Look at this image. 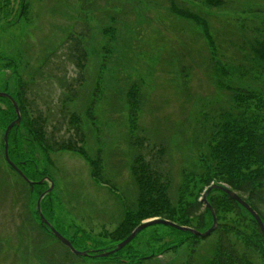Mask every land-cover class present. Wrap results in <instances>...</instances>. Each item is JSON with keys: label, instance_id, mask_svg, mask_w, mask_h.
Instances as JSON below:
<instances>
[{"label": "rangeland", "instance_id": "rangeland-1", "mask_svg": "<svg viewBox=\"0 0 264 264\" xmlns=\"http://www.w3.org/2000/svg\"><path fill=\"white\" fill-rule=\"evenodd\" d=\"M10 1L11 12L0 16V89L13 90L17 72L24 79L31 76L35 84L29 100L34 98L32 106L47 116L48 133L69 138L75 131L61 109L65 85L71 84L76 98L64 111L80 117L83 146L90 155H100L108 182H93L89 163L78 153L44 154L34 147L36 167L52 183L45 186V190L51 186L45 197L53 211L49 222L64 237L74 239L79 251H108L116 244L110 235L119 222L121 196L131 200L135 195L128 169L135 134L147 159H164L163 167L176 185L181 170L190 172L208 143L210 128L221 120L231 91L256 88V80H263L251 67L248 52L241 49L244 45L239 46L264 33V0H225L208 14L193 0L171 1L199 14V21L177 16L170 10V0H25V16L20 0ZM203 21L217 45L214 60L201 33ZM230 33L233 40L227 39ZM81 47L86 54L84 68L76 52ZM10 63L16 72L8 68ZM215 66L228 75L215 72ZM132 87L143 94L136 122L130 120L127 104ZM2 128L0 121V264H192L189 253L203 260L212 236L206 242L198 239L194 247V240L186 236L170 243L175 235L163 226L139 232L119 260L72 254L41 228L36 211L39 195L30 192L6 163ZM24 151L30 154L26 144ZM239 211L235 208L219 222H236L232 220ZM163 244L167 247L161 249ZM130 249L139 256H153L130 262Z\"/></svg>", "mask_w": 264, "mask_h": 264}, {"label": "trees", "instance_id": "trees-1", "mask_svg": "<svg viewBox=\"0 0 264 264\" xmlns=\"http://www.w3.org/2000/svg\"><path fill=\"white\" fill-rule=\"evenodd\" d=\"M23 1L25 0H20L23 12L21 15L25 16L27 4H23ZM171 1L174 0H170V10L177 16L194 21L200 20L199 14L191 12L192 10L188 11L190 10L188 8L177 7ZM193 1L196 5L198 4L197 8L203 7L206 9L207 14L208 11L221 8L226 3L225 0ZM11 7L10 0H0V16L5 15V13L9 15ZM202 24H206L201 33L209 51V58L214 60L217 53V45L214 44L207 22L203 21ZM229 38L233 40V33H230V37L227 39L229 40ZM243 45L244 47L241 48ZM239 47L248 52V59L252 63L251 67L256 69L257 73L263 77V80H256V84H258L256 88L244 87L231 91L229 105L222 109V113L219 116L221 120L210 128L208 143L206 142L202 146L190 172H186L185 168L181 170L179 182L176 185L171 181L169 172L163 167L164 159H147L142 152L143 142L135 134L136 140L133 144L130 143L132 156L128 165L135 195L131 200L121 196L119 222L110 235V239L116 244L126 238L142 221L156 217L204 232L212 225V210L216 217L217 226L208 236H212L211 239L208 237L200 238L188 231H181L167 225L152 224L150 226L167 228L172 235H175V239L170 243H174L177 239H183L186 236L194 240L192 241L194 247V242H197L198 239L205 240V242L209 239L208 242L211 241V243L208 244L209 249L206 255L201 257L202 261L198 260L196 254L189 253V256L194 259L192 264H264V238L256 221L246 209L218 189L210 190L206 197L207 203L198 199L210 185H224L237 193L255 210L264 223V33L259 34L249 42L243 41ZM76 52H78V63L84 68L82 64L86 56L84 49L82 47L78 48ZM15 66L10 63L8 68H13L16 72L17 68ZM214 70L215 72L219 71L222 75H228L223 68L219 69L215 66ZM36 72H38V69L34 71V74ZM15 78L16 82L14 80L13 90L9 91L7 86L0 89V92L7 93L13 98L20 113L19 124L14 125L8 134V156L11 162L29 180H34L35 178L41 180L48 175L44 171L37 169L36 160L32 156L34 147L40 149L44 154L60 151L74 152L80 154L89 163L90 176L93 182L101 185L108 184L104 178L100 155H90L83 146L84 139L80 128V117L74 111H64L67 109V104L73 103L76 98L75 95L77 93H72L71 84L65 85L68 90L64 94L65 97L62 101L64 109L62 108L61 112L64 113L62 115L63 118L66 113L68 116L67 124L75 133L69 138H64L58 137L56 134L50 135L47 131V123H49L47 116L40 108L32 106L35 99L30 98L29 100L28 93L32 91V86L35 83L31 76L28 79H24L22 74L20 75L17 72ZM219 84L222 85L220 81ZM226 89L230 88L227 87ZM94 91L95 94H98L97 89ZM142 96V91H138L134 87L128 92L127 104L129 105L130 120L132 122H136V111L142 108ZM87 117L93 120L91 114L87 115ZM15 118L16 114L11 102L5 97H0L2 129L5 130L7 125ZM129 133L130 139L132 138L130 130ZM24 144L30 148V154L24 151ZM162 151L163 149L159 150V152ZM21 181L30 190V185L23 179ZM45 186V181L39 185L34 184L33 192L36 190L37 194L40 195L47 188ZM214 192H217L218 195H214ZM45 197L41 200V210L45 218L50 221L48 216L52 217L53 211L49 200L45 199ZM235 208L238 211L242 209L246 214L240 211L237 214L235 213L234 217L236 218L232 221L236 222L233 223L219 222L221 220L219 217L227 215ZM205 216L208 217L207 221L204 219ZM41 228L48 232L43 225H41ZM69 240L74 246V239ZM130 242L119 251L105 258L119 260L123 251L130 248ZM116 244L106 250H111ZM166 247L167 244L160 245L161 249ZM129 251L127 261L130 262L136 259L146 260L153 256V254L139 256L133 249Z\"/></svg>", "mask_w": 264, "mask_h": 264}, {"label": "water", "instance_id": "water-1", "mask_svg": "<svg viewBox=\"0 0 264 264\" xmlns=\"http://www.w3.org/2000/svg\"><path fill=\"white\" fill-rule=\"evenodd\" d=\"M0 97H5L7 98L11 104L13 105L15 114H16V118L11 121L7 127L4 130L3 133V153H4V159L6 161V163L13 169L15 170L20 177L27 182L30 186H31V190L33 189V185L34 184H42L44 181H48L51 183L50 178L48 176L42 178L39 181H32L29 180L23 173L22 171L15 165L13 164V162H11V160L9 159L8 156V134L9 131L11 130V128L14 125H18L20 122V113L18 110V106L16 104V102L13 100V98L4 92H0ZM52 185V183H51ZM51 186L45 190L44 192H42L37 201H36V210H37V214L38 217L40 219V222L43 226H45L47 228V230L50 232V234L55 237L58 241H60L63 245H65L69 251L76 255V256H80V257H84V256H100V257H107L110 254H113L117 251H119L120 249H122L124 246H126L141 230L145 229L146 227L152 225V224H162V225H167V226H171L173 228H176L178 230L181 231H188L190 233H192L193 235H197L200 236L202 238L207 237L212 230L215 228L216 226V217L215 214L213 213V211L211 210L212 213V225L204 232H200L196 229H193L191 227H187V226H182V225H178L172 221L166 220V219H162V218H151V219H147L142 221L139 225H137L132 231L131 233L124 238L123 240H121L120 242H118L111 250L108 251H104L102 253H98V254H92V251H87V250H83V251H79L77 250L71 243V241L69 239H67L66 237H64L61 233H59L53 226L52 224L45 218L44 214L42 213L41 210V200L42 198L48 194L50 192ZM211 189H218L223 191L224 193H226L227 195H229L230 198H232L235 202H237L241 207H243L244 209H246L249 214L253 217V219L256 221L260 232L264 238V223L262 221V219L260 218V216L256 213L255 210H253L237 193L231 191L229 188H227L224 185L221 184H212L210 185L206 191L203 193L202 198L200 200L205 201V203H207L206 197L208 195V193L210 192Z\"/></svg>", "mask_w": 264, "mask_h": 264}, {"label": "flooded vegetation", "instance_id": "flooded-vegetation-1", "mask_svg": "<svg viewBox=\"0 0 264 264\" xmlns=\"http://www.w3.org/2000/svg\"><path fill=\"white\" fill-rule=\"evenodd\" d=\"M16 174H17V172L15 171V170H13ZM17 175H19V174H17ZM19 177H20V175H19ZM22 179V178H21ZM31 191V190H30ZM44 227V226H43ZM46 228V227H45Z\"/></svg>", "mask_w": 264, "mask_h": 264}]
</instances>
